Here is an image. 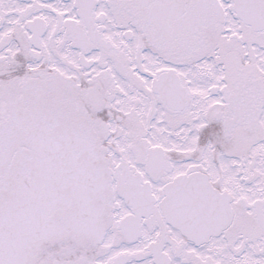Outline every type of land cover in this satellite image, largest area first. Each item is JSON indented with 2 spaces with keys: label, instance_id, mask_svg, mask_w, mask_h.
<instances>
[{
  "label": "snow or ice",
  "instance_id": "snow-or-ice-1",
  "mask_svg": "<svg viewBox=\"0 0 264 264\" xmlns=\"http://www.w3.org/2000/svg\"><path fill=\"white\" fill-rule=\"evenodd\" d=\"M0 264H264V0H0Z\"/></svg>",
  "mask_w": 264,
  "mask_h": 264
}]
</instances>
